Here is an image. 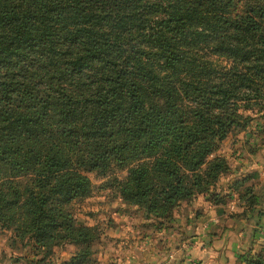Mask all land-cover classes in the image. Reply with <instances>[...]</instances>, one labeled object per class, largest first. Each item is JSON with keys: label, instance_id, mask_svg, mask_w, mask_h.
Returning a JSON list of instances; mask_svg holds the SVG:
<instances>
[{"label": "trees", "instance_id": "16d2710c", "mask_svg": "<svg viewBox=\"0 0 264 264\" xmlns=\"http://www.w3.org/2000/svg\"><path fill=\"white\" fill-rule=\"evenodd\" d=\"M257 108L264 0H0V226L41 264L64 244L88 262L100 229L72 206L89 174L155 222L232 192L242 217L261 201L245 179L217 189L219 150Z\"/></svg>", "mask_w": 264, "mask_h": 264}, {"label": "rangeland", "instance_id": "374dc122", "mask_svg": "<svg viewBox=\"0 0 264 264\" xmlns=\"http://www.w3.org/2000/svg\"><path fill=\"white\" fill-rule=\"evenodd\" d=\"M245 114L252 118L249 126L233 130L220 145L219 152L225 157L235 148L240 150V145L236 147V144L242 139L245 140V137L256 140L257 144H252L250 147L245 146L244 150L264 149V109L257 108ZM228 164L230 168L233 166L230 159ZM89 176L94 185L92 194L75 200L72 206L78 224L96 225L100 229V235L90 243V260L84 264H123L125 261L128 264H135L133 262L136 260L138 264H249L247 260L242 259V256L245 255L249 258L251 253L264 247V194L261 195L263 199L256 194L255 180L243 182L237 190L240 191L252 185L254 195H257L262 202H260L261 204L255 202L254 206L252 205L253 208L246 210L242 216L245 220L242 223V237L238 235L235 239L232 238V245L236 244L237 246L234 245V249H228L224 247V244H217L216 236L221 230V228H215L218 223L211 225L207 230V241L204 239L195 240L193 237H198L201 233L202 229L200 228L204 226L205 216H207L206 223H208L209 216L210 218L217 217L221 222L226 218V215L234 217L237 203L233 204V207L230 204L237 196L236 193L235 196L233 192L229 198L225 197L224 202L216 206V210L212 207H210L211 209L207 207V210H204L201 204L193 199L188 203H182L169 221L155 222L146 219L143 211L122 202L108 189H101L100 184L103 181L101 177L94 174H89ZM227 178V180L223 179L226 181L220 179L217 185L222 187L223 183V187H228L226 191L223 190L225 194L228 192L229 186L234 183L232 177ZM122 215L127 216L124 220L130 218L131 227L128 231L119 228L118 224H122ZM256 223L257 225L254 227L253 224ZM118 228L119 230H117ZM228 228L231 229L229 226ZM244 236L245 238H243ZM227 239L225 238L223 243ZM204 242L206 244L208 242L211 246L209 256L199 254ZM74 250L75 247L72 244L54 246L42 260L44 262L42 264H63L70 260ZM216 250L219 252L217 256L214 253ZM127 251L130 252L128 255L130 260L121 257V254ZM103 253H107V257ZM140 255L142 259L139 258ZM41 256L44 257L43 252L35 253L28 241L15 237L11 230L0 226V264H41L38 261Z\"/></svg>", "mask_w": 264, "mask_h": 264}, {"label": "crops", "instance_id": "0c3cea01", "mask_svg": "<svg viewBox=\"0 0 264 264\" xmlns=\"http://www.w3.org/2000/svg\"><path fill=\"white\" fill-rule=\"evenodd\" d=\"M252 144H257V141L252 139V138L245 137V140L242 139L238 142V144H236V147L238 145H240V147H241L240 150H238V148L237 149L235 148L236 151H234L235 150L234 149L231 151V153L228 156L226 155L227 159L228 160L230 159V161L233 163V166L224 175V177H221V181L223 179H226L227 177H232V180H237V179H239V180L245 179V181L255 180L256 181V184H255L256 185L255 186L256 194H258L260 196V198H262L261 195L264 194V149L256 150V151H250V150H246V149L244 150V148H246L248 146L250 147V145H252ZM226 180H223V181H226ZM220 188H223V189H221L222 191L223 190L226 191L228 189L227 186L223 187V183H222V187L219 185V187L217 189L220 190ZM225 191H223V192H225ZM235 195L236 194L234 193V196ZM195 200L197 202H199V204H201V206L203 207L204 210H207V207H209V208L212 207L213 209L215 208V210H216L217 205H212L204 197L198 196L197 198H195ZM233 200L234 201H233V203L230 204V206L233 207V204L237 203L235 213L236 214L241 213L245 208L243 202H240L239 199H237L236 197H234ZM201 201L203 204L200 203ZM210 211H212V210H210ZM206 217L207 216H205L204 217L205 219H203L204 226L202 228H200V229H202L201 233L199 234L198 237H193V239L200 240V241L204 239L205 241H207V239H208L207 235H206L207 230H209V227H211V225L218 223V224H216L215 228H221V230L219 231V234L216 236V239H218L217 244L218 243H220L219 245L224 244L225 248H228V249L233 248L234 249L235 248L234 245L235 246H237V245L236 244L232 245L231 241H233L232 238L235 239V237L238 235L242 237V234H243L242 233V230H243L242 229V227H243L242 223L245 222V220H243V217H238L237 215L236 216L234 215V217L231 218L229 215H226L225 216L226 218L223 219L221 222L218 220L219 218H217V217L210 218V216H209L208 223L205 222L207 220ZM125 218H127V216L122 215V224H118V225L120 226L119 228L125 229V230L127 229V231H128L131 227V221H130V218L126 219L127 221L124 220ZM256 225H257V223L253 224L254 227H256ZM228 226L231 227V229L230 228L227 229ZM212 227H214V226H212ZM119 228L117 230H119ZM230 234H232V235H230ZM229 237H231V238H229ZM225 238H228V239L225 243H223ZM243 238H245V236ZM228 241L231 242V244H229ZM214 244H216L215 241H214ZM201 247H202V249H200L199 254L201 253L202 254L201 256H203V254L209 256V254H210L209 249L211 248L210 244L208 242H207V244L204 242V244L201 245ZM202 251H204V252H202ZM129 253H130L129 251L124 252L121 254V257H126V260H130V258H128ZM214 253L217 256L219 252H218V250H216ZM106 254L107 253H103L104 256H106ZM109 255H110V253H109ZM139 258L142 259V256L140 255ZM151 261L153 262L154 260L152 259ZM133 263L138 264V261L136 260ZM123 264H128V262L125 261V262H123Z\"/></svg>", "mask_w": 264, "mask_h": 264}]
</instances>
